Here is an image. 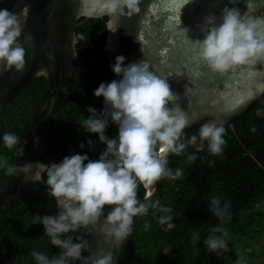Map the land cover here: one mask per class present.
<instances>
[{
    "label": "clouds",
    "instance_id": "clouds-1",
    "mask_svg": "<svg viewBox=\"0 0 264 264\" xmlns=\"http://www.w3.org/2000/svg\"><path fill=\"white\" fill-rule=\"evenodd\" d=\"M140 2L79 0L78 13L87 17H108L106 28L115 31L118 17L139 13ZM246 2L247 10L243 13L238 7L225 5L220 11L219 23L214 13L205 16L203 39L191 41L187 37L189 29L179 27L180 34L196 49L195 56L212 73L223 74L237 66L264 62V15L251 14V0ZM26 19V9L17 13L0 8V73L25 69L26 49L18 38ZM78 38L83 39L84 35L81 33ZM168 52L169 49L164 48L161 55L167 59ZM48 55L49 59L53 58L51 53ZM125 59L117 55L110 65L118 79L101 82L93 90L95 96L103 97V108L97 110L88 106V115L79 121L83 131L96 133L98 141L105 145L98 159H89L87 153H73L64 156L59 163H35L34 177L48 186L46 192L55 198L58 211L55 215L37 214L34 223L43 225V234L59 252L49 256L43 250L32 248L29 254L34 264H115L114 250L133 233L134 217L147 216L151 211L163 231L175 227L172 206L162 203L159 197L152 198L157 181L162 178L176 181L183 176L181 168L168 167L169 155L179 156L192 146L194 151L186 155V161L192 163L205 149L212 156L224 151V119L214 116L196 133L186 136L184 129L200 117H190L176 103L169 107L170 101L178 99L166 79L172 73L158 74L146 59L124 64ZM36 74L47 76L49 73L47 67L41 66ZM59 91L66 90L60 88ZM254 98V95L249 96V99ZM256 114L264 116V110L257 109ZM110 123L117 125V133L111 137L105 131ZM256 130L253 125L251 131ZM34 140L38 141V137ZM0 143L6 149H14L16 156L24 155L23 147H18L21 137L14 132H4ZM87 144L91 150L94 142L90 137ZM78 147L84 148L85 142L81 141ZM199 158L203 162L204 158ZM208 163L211 165L214 161ZM32 167L31 162L10 163L0 154V169L8 176L28 174ZM139 186L147 192L142 200L137 195ZM229 208L230 201L222 204L219 197H213L210 202L209 210L220 224L210 227L203 244L207 252L217 257L229 251L228 236L222 227L231 219ZM150 227L151 224L145 222L144 230ZM93 231L100 234L102 244L107 247H91L85 235ZM199 240L200 233L194 231L190 243L195 246ZM85 251L88 255L83 254ZM162 251L171 253L172 247L165 246Z\"/></svg>",
    "mask_w": 264,
    "mask_h": 264
},
{
    "label": "trees",
    "instance_id": "trees-1",
    "mask_svg": "<svg viewBox=\"0 0 264 264\" xmlns=\"http://www.w3.org/2000/svg\"><path fill=\"white\" fill-rule=\"evenodd\" d=\"M106 19L82 16L76 20L78 54L90 56L102 48ZM81 33L83 39L78 38ZM113 62L100 59L73 70L68 98L51 124L52 145L61 158L87 153L89 159L94 160L104 149L97 134L83 131L79 121L88 115V106L97 110L103 108V97L95 96L93 90L101 82L119 78L111 70ZM46 85L45 77L36 76L7 104L0 113V136L6 131L20 136L31 105ZM257 109L264 110V97L235 120L232 127L225 126L226 145L221 155L212 156L205 149L195 162L189 163L186 155L194 151L189 146L175 157L171 167L173 170L181 168L183 176L176 181L164 178L152 197H159L162 203L172 206L175 227L163 231L151 211L140 217L130 264H264V116H258ZM253 125L256 132L251 131ZM105 131L110 137L115 135L117 125L110 123ZM89 137L94 142L91 150L87 144ZM81 141L85 142L84 148L78 147ZM0 154L12 163L15 150L6 149L0 143ZM199 157L204 158L203 162ZM40 160L46 164L54 162L48 151L41 154ZM7 176L0 169V188ZM46 188L45 183L32 181L18 194L14 206L0 211V264H34L29 254L32 248L43 250L49 256L59 252L43 234V225L34 223L37 214H50L51 196ZM213 197H219L222 204L230 201L231 219L222 225L228 236L229 251L220 257L207 252L203 244L210 227L220 224L209 210ZM145 222L151 224L148 231L144 230ZM194 231L200 233L195 246L190 243ZM85 238L90 244V232ZM165 246L172 247L171 253H163Z\"/></svg>",
    "mask_w": 264,
    "mask_h": 264
},
{
    "label": "water",
    "instance_id": "water-1",
    "mask_svg": "<svg viewBox=\"0 0 264 264\" xmlns=\"http://www.w3.org/2000/svg\"><path fill=\"white\" fill-rule=\"evenodd\" d=\"M225 5L238 7L242 13L247 10L246 0H187V3L183 0H141L139 13L118 17L115 31L106 28L104 44L98 52L81 56L75 48L78 39L74 30L76 20L85 16L78 13L79 0H0V8L17 13L27 10L24 29L18 38L26 49L25 69L23 72L0 73V113L33 78L42 76L36 74L41 66L47 67L49 73L43 76L47 81L46 88L31 105L19 136L21 144L18 147H23L24 155L19 157L15 152L12 162L17 165L31 162L32 170L28 174L6 177L0 188V211L14 206L18 194L30 182L44 184L34 177L35 163L42 162L43 152L48 151L54 162L62 160L52 145L51 124L68 98L72 72L79 65L100 59L114 60L117 55L125 56L124 64L146 59L158 74L172 73L166 79L178 99L170 101L169 107L176 103L190 117H200L184 129L186 136L214 116L224 119L225 126L232 127L235 120L264 97V62L237 66L223 74L212 73L195 56L196 49L179 31V27H187L189 40L203 39L204 17L214 13L219 23L220 11ZM251 5V14L264 15V0H251ZM161 8L167 13L160 12ZM173 15L177 17L176 23L168 24L167 20ZM164 48L169 49L167 59L161 55ZM49 53L52 59H49ZM60 88L66 91H59ZM246 92H251L255 98L247 97L241 104L228 107ZM34 137H38V141ZM24 140L27 142L23 143ZM175 157V154L169 155L168 167L172 166ZM163 179L157 181L156 186ZM137 195L142 200L147 192L139 186ZM57 211L55 198L51 197L50 214L55 215ZM139 220L140 217H134L133 233L114 250L115 264H130ZM90 236L93 249L107 247L102 244L98 232H90Z\"/></svg>",
    "mask_w": 264,
    "mask_h": 264
},
{
    "label": "snow or ice",
    "instance_id": "snow-or-ice-1",
    "mask_svg": "<svg viewBox=\"0 0 264 264\" xmlns=\"http://www.w3.org/2000/svg\"><path fill=\"white\" fill-rule=\"evenodd\" d=\"M183 2L185 3V0H183ZM175 7L178 8L179 5H176ZM159 11L162 12V13H167V10L164 9V8L159 9ZM176 20H177V17L175 15H173L171 19H168L167 20V23L168 24H175L176 23ZM199 67H201V66L199 65ZM251 95H252L251 92H246V93L240 95L239 98L235 99L232 103H230L228 105V107L231 108V107H235L236 105L241 104L247 97H249Z\"/></svg>",
    "mask_w": 264,
    "mask_h": 264
},
{
    "label": "rangeland",
    "instance_id": "rangeland-1",
    "mask_svg": "<svg viewBox=\"0 0 264 264\" xmlns=\"http://www.w3.org/2000/svg\"><path fill=\"white\" fill-rule=\"evenodd\" d=\"M258 253V251H256Z\"/></svg>",
    "mask_w": 264,
    "mask_h": 264
}]
</instances>
